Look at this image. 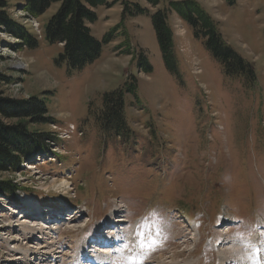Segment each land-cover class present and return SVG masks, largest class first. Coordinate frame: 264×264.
<instances>
[{
    "label": "rangeland",
    "instance_id": "obj_1",
    "mask_svg": "<svg viewBox=\"0 0 264 264\" xmlns=\"http://www.w3.org/2000/svg\"><path fill=\"white\" fill-rule=\"evenodd\" d=\"M5 1L37 46L19 45L0 32V73L9 79L2 95L43 99L49 120L25 122L30 132L46 134L45 151L15 172H0V180L17 188L0 193V264L40 262L32 252L46 237L27 242L19 227L4 228L38 218L27 211L41 214L39 226H51L46 236L55 242L44 252L63 249L54 259L65 264L73 247L90 241L95 225L117 207L122 212L109 226L129 223H120L118 246L110 247L116 253L106 252L110 258L121 252L124 260L128 250L137 256L135 264H264V0H194L250 75L226 72L207 50L206 38L169 7L186 0H159L157 6L131 0L148 12L124 20L120 2L98 7L92 34L99 41L108 33L114 38L102 42L96 61L71 71L56 64L62 44L43 38V24L56 6L28 17L21 0ZM159 8L172 32L173 70L164 63L152 24ZM139 56L147 58L150 72L138 66ZM132 83L135 95L126 91ZM119 90L123 130L101 123L105 95ZM51 209L64 212L47 224L44 211ZM74 209L82 213L75 221L69 215Z\"/></svg>",
    "mask_w": 264,
    "mask_h": 264
},
{
    "label": "trees",
    "instance_id": "obj_2",
    "mask_svg": "<svg viewBox=\"0 0 264 264\" xmlns=\"http://www.w3.org/2000/svg\"><path fill=\"white\" fill-rule=\"evenodd\" d=\"M157 6L159 0H145ZM229 4L237 0H225ZM120 2L123 6L122 20L128 16L147 13V8L131 0H21L19 8L28 17H39L56 6L53 13L43 24V38L49 44H62L61 51L55 58L56 64H65L69 71L80 70L96 61L101 53L102 42L113 40L110 33L99 41L91 32L90 24L97 20L96 9L100 6L111 7ZM7 2L0 0V32L8 33L20 40L19 45L29 48L37 46L36 37L25 26L16 22L7 12ZM169 7L184 21L196 29V36L205 37V46L214 57L220 60L230 74L244 72L251 74V68L243 59L232 51L224 41L211 16L194 0L170 1ZM167 12L159 8L151 15L153 28L162 50L164 63L169 70L174 69L171 52L172 32L166 21ZM2 41L0 38V45ZM138 66L145 72L152 70L145 56H139ZM9 79L0 73V172H15L22 161L30 160L34 155L45 151L46 134L30 132L28 123L48 122V110L45 101L32 97L17 100L2 95L1 87ZM126 91L135 95L136 84H130ZM122 91L111 92L104 97V112L101 123L114 129H124L122 116ZM17 120L10 124L6 121ZM10 180H0V193L10 194L16 190Z\"/></svg>",
    "mask_w": 264,
    "mask_h": 264
},
{
    "label": "bare ground",
    "instance_id": "obj_3",
    "mask_svg": "<svg viewBox=\"0 0 264 264\" xmlns=\"http://www.w3.org/2000/svg\"><path fill=\"white\" fill-rule=\"evenodd\" d=\"M41 78V77H40ZM31 206V205H30ZM27 207H29V205L27 206ZM30 208V207H29ZM31 208H33V207H31ZM112 209V208H111ZM110 209V210H111ZM121 208L120 207H117L116 209H113L111 212V215H110V217L108 216V219H106V220H104V222H99V223H97L96 225H95V227H94V230H92V232L93 231H95L94 232V234H93V237H92V239H90V240H92L93 242H95L96 241V243H104V245H96L95 247H94V244L91 246L92 248V250H89V247H90V245H89V243H91V241H88L89 239H82L81 241H80V243H78L76 246H74L73 247V250H74V253H73V259L70 261V263H65V264H83V263H86V262H83V263H80V261L82 260V258H85V257H88V258H92L93 260L89 263H87V264H107V263H112V264H114L117 260H119V261H121L120 262V264H135L136 262H135V260H136V255L135 254H133V253H129L128 252V250H125L124 251V260H122L121 259V252H118L117 253V256H116V258L114 257V256H112V255H114L115 253H116V251L115 250H110V247H113V245H112V243L114 242V241H116V238L117 237H119L118 236V233L120 232L119 230V228L121 227V225H120V223H122V222H128V220H123L122 222H120L119 220L117 221V222H112V225L113 226H109L110 225V223H111V220H113V219H115L116 217H117V215L118 214H120V212H122L121 210H120ZM14 210V209H13ZM45 213V212H44ZM81 212L80 211H76V209H74L73 211H71L70 213H69V215H73L72 216V218H70L71 220H73V221H75V220H77L76 219V217H81V215H82V213L80 214ZM25 214H30V216H32V215H34V216H39V214H37V213H30L29 211H27V213H25ZM84 215H85V213H84ZM122 216V215H121ZM39 217L37 218V219H33V220H31V221H33L31 224H29V223H20V224H11V223H8V224H6L5 226H4V228L6 229H8V228H11V229H16V228H20L21 229V231L23 232V236H24V239L26 238L27 239V242H31L32 240H40V241H42V239H43V237H46V239H43V241L45 242V244L43 245H37V246H35L37 249H34L33 250V252H32V254H36L38 257L37 258H39L40 257V262L38 263V264H40L41 263V261L43 260V261H47V262H49V261H52L51 263H49V264H56L57 262L55 261V259H54V253H62L63 254V249H58V251H56V252H53V251H49V252H44V250L45 249H47V248H50V247H52L53 245H54V240H55V236H53V235H50V236H46V234H47V232H48V228L49 227H51V226H44V227H42V226H39L38 224V222H39ZM78 219H80V218H78ZM116 220V219H115ZM129 223V222H128ZM51 224V223H50ZM52 225V224H51ZM53 226V225H52ZM77 232L78 233V230H76L75 229V231L74 230H70L69 232ZM115 232L116 234L115 235H109L110 236V239H108V242H106L104 239H105V233L104 232H106V234H108V232L110 233V232ZM81 232V231H80ZM79 232V233H80ZM45 236H44V235ZM115 237V239H113ZM91 238V237H90ZM84 240V241H83ZM114 240V241H113ZM258 240L259 239H255V241L256 242H258ZM111 241H113V242H111ZM111 242V243H110ZM123 242V241H122ZM129 242V240H126V242H125V244L124 245H122V247L124 248V246L127 244ZM110 243V244H109ZM49 245H52V246H49ZM75 245V244H74ZM117 245V242H116V244H115V246ZM118 246V245H117ZM120 246V245H119ZM257 247H258V245H257ZM71 248V247H70ZM126 248V247H125ZM94 249H97L98 251H99V253H102V254H99V253H97L96 255H93V254H91V252L92 251H94ZM51 250H53V249H51ZM109 250L111 251V252H113L112 253V255H111V258H110V256H109V254L108 253H106L107 251L109 252ZM40 251H42V252H44L43 253V256L41 257V256H39V255H41V253H40ZM53 253V254H52ZM236 252H232V254H235ZM231 254V253H230ZM239 254V253H238ZM237 254V255H238ZM103 255H104V257H103ZM252 255H253V253H252ZM16 257V256H15ZM26 257V256H25ZM57 257V256H56ZM71 257V256H70ZM20 258V257H19ZM18 258V259H19ZM36 258V259H37ZM241 258H243V257H241ZM248 258V257H247ZM26 259H27V257H26ZM234 259V257H233V255H232V257H231V261ZM14 260H15V258H14ZM28 260V259H27ZM112 260V261H111ZM225 260V259H224ZM223 260V261H224ZM248 260H251V259H249L248 258ZM255 260V259H254ZM119 261H117V262H119ZM30 262V261H29ZM28 262V263H29ZM246 262H247V259H246ZM257 262V261H256ZM241 263V261L239 262V264ZM245 263V262H244ZM248 263V262H247ZM63 264V263H62ZM228 264H230V262L228 263ZM257 264V263H256Z\"/></svg>",
    "mask_w": 264,
    "mask_h": 264
}]
</instances>
